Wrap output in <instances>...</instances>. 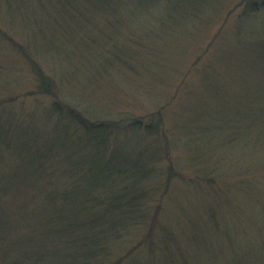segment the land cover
Here are the masks:
<instances>
[{"label":"trees","instance_id":"1","mask_svg":"<svg viewBox=\"0 0 264 264\" xmlns=\"http://www.w3.org/2000/svg\"><path fill=\"white\" fill-rule=\"evenodd\" d=\"M124 16L146 25L119 33ZM114 65L179 78L148 118H91L82 93ZM0 69V264H264L259 230L219 220L207 160L215 136L264 144V0H0ZM185 192L212 203L197 213Z\"/></svg>","mask_w":264,"mask_h":264},{"label":"rangeland","instance_id":"2","mask_svg":"<svg viewBox=\"0 0 264 264\" xmlns=\"http://www.w3.org/2000/svg\"><path fill=\"white\" fill-rule=\"evenodd\" d=\"M228 1H235V0H228ZM122 17V16H119ZM123 25H119L116 28V31L119 33H125V26H130L127 28L131 31H134L135 21L139 25H146L145 18H133V17H123ZM148 23V21H147ZM124 26V27H123ZM214 27H210L208 25L204 26L203 31H201L200 35L201 38L199 39L200 44L198 43L197 48L189 47L188 48V56L186 57L187 60L193 59L195 54L207 43L212 34L215 32ZM110 31H106L109 33ZM37 29H35L34 37L37 43L40 41L37 37ZM201 39L205 41L201 44ZM53 44V41L51 42ZM187 50V49H186ZM7 52V51H6ZM54 54V53H53ZM54 59V58H53ZM19 58H16V62ZM56 61V59H54ZM67 59L57 60L56 63L60 65V70H67L68 67L64 64L61 66V62L66 63ZM79 62L76 63V67L80 66V62L88 63L87 65H93L95 59L91 56L87 57V60L78 59ZM151 63L149 59L144 60L141 63L147 64ZM184 63L185 65L188 62L181 60V64ZM21 64V63H20ZM180 63H176V65H168L170 69L176 70L181 68ZM22 65V64H21ZM149 65V64H148ZM183 65V64H182ZM113 68L109 70L108 74L101 75V79L99 80V85L94 88V86H87L85 91L82 94L84 95H96L93 98H90L89 101L91 102V106L94 107L98 113V116L89 115L87 112H84L87 116L91 118H113L119 116H127L130 117H138L144 116L150 117L149 114L154 112L158 109L164 102V97L169 94L170 90H174L179 76H175L172 79L170 84H173V88H169V84L159 83L155 81H149L150 79L144 77H132L127 71L119 72L121 70V66L114 65ZM168 68V69H169ZM181 70V74H182ZM224 73V69L222 70ZM230 70L225 69V72H229ZM121 73V75H119ZM184 73V71H183ZM184 75V74H183ZM226 75H228L226 73ZM242 77V76H241ZM194 78L193 75L187 77L186 82L189 85H192L194 82L192 79ZM223 78H229L228 76ZM5 73L3 69H0V84L4 83L5 81ZM244 78L240 80L236 78H230L228 83H232V86H241V89L245 91L246 81L244 80L243 86L242 81ZM97 83V84H98ZM75 85L72 86L71 89H74ZM192 87V86H191ZM231 89V88H230ZM216 90V89H215ZM11 92V90H4L3 93ZM22 91V90H21ZM77 92V91H76ZM218 94L222 92L220 89L216 91ZM236 91L231 90V93L235 95ZM215 93V91L213 92ZM244 92H241L243 94ZM222 96L226 97L227 94L222 92ZM32 99H27L25 103L29 106L30 104L35 106L37 100L34 99L36 95L30 96ZM86 97V96H85ZM163 98V99H162ZM201 98V96L199 97ZM221 96H218L220 99ZM40 100V99H39ZM221 100V99H220ZM41 102L43 100H40ZM86 102V101H85ZM222 102L225 103L223 100ZM23 102L17 103L16 106L22 104ZM44 105L47 104H40L42 108ZM88 105V102L85 103V106ZM215 106V104H213ZM78 108L83 109V105L80 104L76 105ZM196 110L199 113L201 111V105L199 103L196 104ZM93 109V108H92ZM242 111V108L240 107ZM171 112V110L169 109ZM229 111L235 112L234 103L231 102L229 106ZM41 119L38 120V126L43 129L44 125L41 123ZM143 122V121H142ZM234 131V129H232ZM227 133H231L230 130H225L224 135ZM239 139L233 140L230 143L220 144V139L218 137L213 138V152L214 154L208 156L207 160L216 163L214 164L213 168L211 169L215 172L216 168L220 173V178H215L216 180L213 181L214 190L221 192V194L227 198L226 203L224 204V217L219 220L221 222L229 223L234 226H239L245 229H257L260 232H264V212L260 211L264 207V169L261 170V166H264V144H256L252 142V144H248L249 140L246 138L245 134L240 133L237 136ZM224 140V139H223ZM256 144V145H255ZM202 146V145H201ZM210 145L207 147L209 148ZM203 147V146H202ZM198 153V152H197ZM177 156H181L180 158L183 159V154L177 153ZM198 156V154H197ZM199 157V156H198ZM249 167H257L254 173L256 174H244L243 169L249 165ZM237 174H235V172ZM216 173V172H215ZM185 199L192 198L191 202L196 206V212L201 210L202 204H207L210 202V197L207 195H197L193 192H185L184 195ZM212 203V201L210 202ZM251 215V217H249ZM264 240V234H263Z\"/></svg>","mask_w":264,"mask_h":264},{"label":"bare ground","instance_id":"3","mask_svg":"<svg viewBox=\"0 0 264 264\" xmlns=\"http://www.w3.org/2000/svg\"><path fill=\"white\" fill-rule=\"evenodd\" d=\"M250 166V164L249 165H247V167H245L244 169H243V173L244 174H247V176H248V174H256L257 173V167H249ZM262 169H264V166H261V170ZM256 170V173H254V171ZM235 172V171H234ZM235 174H237L236 172H235ZM216 195V194H215ZM260 211H263L264 212V207L262 208V209H260ZM261 234H262V236H263V234H264V232L262 231L261 232ZM131 236V235H130ZM130 236L128 237L129 239H130ZM128 242H126V244H127Z\"/></svg>","mask_w":264,"mask_h":264}]
</instances>
